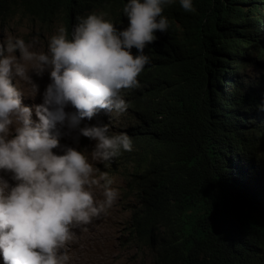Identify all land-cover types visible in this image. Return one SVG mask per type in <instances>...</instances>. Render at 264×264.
Masks as SVG:
<instances>
[{
	"label": "clouds",
	"instance_id": "9594fccd",
	"mask_svg": "<svg viewBox=\"0 0 264 264\" xmlns=\"http://www.w3.org/2000/svg\"><path fill=\"white\" fill-rule=\"evenodd\" d=\"M59 1L58 9L46 16L0 17V23L17 15L18 20L26 19L33 36L41 37L45 30L51 34L45 51L22 37L0 40L4 264H70L68 246L76 239V230H86L117 201L115 179L96 165L108 167L123 152L133 150L131 137L138 118L128 114L124 93L141 87L138 77L151 60L145 49L160 38L157 32L178 43L193 30L198 5L207 2L199 65L205 99L216 98L213 93L221 88L226 96L232 93L230 85L242 79L243 66L264 68V56L252 62L255 54L264 53V0H124L122 10L111 0ZM123 16L129 25L121 30L117 25ZM243 42L244 51L237 58L233 51ZM158 45L163 46L161 39ZM45 73L50 82L42 102L25 105V95L40 94L32 74L43 78ZM17 79L27 86V94L14 82ZM102 112L121 115L115 131L108 123L81 126ZM147 127L153 130L151 124ZM74 132L75 146L61 142L62 135ZM80 136L92 145L80 147Z\"/></svg>",
	"mask_w": 264,
	"mask_h": 264
},
{
	"label": "trees",
	"instance_id": "16d2710c",
	"mask_svg": "<svg viewBox=\"0 0 264 264\" xmlns=\"http://www.w3.org/2000/svg\"><path fill=\"white\" fill-rule=\"evenodd\" d=\"M111 1L124 7V0ZM206 3L178 43L157 32L160 38L146 47L151 60L138 77L141 87L124 93L128 114L138 118L129 135L133 150L101 171L120 176L125 193L135 195L130 238L152 251L155 264H264V72L252 80L238 61L243 73L230 85L233 92L226 96L221 88L216 98L203 97ZM59 4L0 0V17L46 16ZM128 25L123 16L117 26ZM263 56L258 52L252 62Z\"/></svg>",
	"mask_w": 264,
	"mask_h": 264
},
{
	"label": "rangeland",
	"instance_id": "374dc122",
	"mask_svg": "<svg viewBox=\"0 0 264 264\" xmlns=\"http://www.w3.org/2000/svg\"><path fill=\"white\" fill-rule=\"evenodd\" d=\"M19 16H15L12 19L4 20L3 23H0V40H4L9 36L12 37H22L26 42H35V49L38 51H45L47 49L48 39L50 33L44 31V34L41 37L33 36V30L31 27L27 26L31 22H27L26 19L18 20ZM32 31V34L30 33ZM18 55V54H17ZM264 72V68L259 65L248 64L246 67V74L250 75V79L254 80L260 75L261 72ZM33 75V79L40 86V94L35 98L25 95L23 102L27 106H32L34 103H41L43 99V92L49 81V74L45 73L43 78ZM19 87L26 90L28 93L27 86L23 81L18 79L14 81ZM121 118L120 116H115L114 114L100 113L92 121L85 120L82 122V125L87 124H98V123H108L111 126V129L115 131L116 120ZM59 127V126H58ZM62 133H67L66 128H61ZM76 133L72 135H62L61 142L74 145L73 137ZM92 141L88 138L80 136L79 146H91ZM55 151V150H54ZM100 172L102 169V163L96 165ZM110 174V173H109ZM115 179V184L113 185L119 190V197L115 204L106 212L105 215L109 219V223L113 227V232L115 234L114 246H107L102 241L92 239V236L89 232L88 227L86 230H83L85 234L84 247L85 249H91L94 252V258H89L88 264H155L153 259L152 251L145 247H140L137 243L133 242L130 238L129 227L131 221V215L136 207L137 200L134 194L125 193V182L120 176L116 174H110ZM97 198H101V189L97 188L96 190ZM117 236V237H116ZM71 261L70 264H80L82 259V254L78 251H70ZM0 264H4L2 254H0Z\"/></svg>",
	"mask_w": 264,
	"mask_h": 264
},
{
	"label": "bare ground",
	"instance_id": "6f19581e",
	"mask_svg": "<svg viewBox=\"0 0 264 264\" xmlns=\"http://www.w3.org/2000/svg\"><path fill=\"white\" fill-rule=\"evenodd\" d=\"M105 215L107 214H102L98 219H95L90 225H87V227L94 241L100 240L107 246H114L115 234L113 232V227L111 226V224L109 223V219ZM76 232V239L69 244L68 251L73 252L76 250L80 252L82 254L80 264H88L89 258H94V252L91 249H85L84 241L86 237L83 230L77 229Z\"/></svg>",
	"mask_w": 264,
	"mask_h": 264
}]
</instances>
